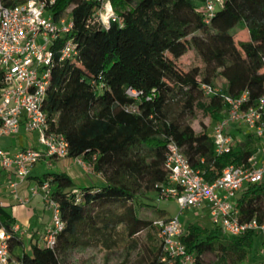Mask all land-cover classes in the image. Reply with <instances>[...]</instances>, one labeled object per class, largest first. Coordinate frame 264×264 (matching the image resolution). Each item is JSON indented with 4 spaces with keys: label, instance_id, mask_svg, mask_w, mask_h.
Segmentation results:
<instances>
[{
    "label": "trees",
    "instance_id": "1",
    "mask_svg": "<svg viewBox=\"0 0 264 264\" xmlns=\"http://www.w3.org/2000/svg\"><path fill=\"white\" fill-rule=\"evenodd\" d=\"M111 1L119 20L109 28L97 20L96 0H58L52 8L55 20L70 13V38L78 53L63 60L60 47L54 49L44 104L49 131L64 136L68 158L83 159L100 182L78 187L66 173L39 178L40 185L50 182L65 225L54 249L34 244L27 252L21 239L13 240L11 251L22 264H64V255L81 245L80 234L86 231L107 250L132 245L137 235L153 232L156 242L145 246L141 264H166L154 223L173 217L157 209L159 218L148 222L136 206L145 197L160 200L168 186L169 144L175 143L208 183L231 165L247 164L258 152L255 138L241 131L231 133V152L215 158L214 128L212 135L197 133L182 115L171 114L173 106H181L183 113L202 109L215 127L225 118L227 106L220 97L206 98L201 85L215 86L218 69L238 64L248 73L243 92L249 94V105L264 98V0H227L209 23L201 12L204 0ZM191 52L203 67L187 71L178 62ZM2 80L0 72V87ZM236 207L241 222L256 218L264 224V184L244 187ZM0 221L12 227L13 219L4 209ZM180 241L196 264L263 261L264 239L258 231L228 239L219 227L195 222L188 224ZM258 249L259 255L254 253Z\"/></svg>",
    "mask_w": 264,
    "mask_h": 264
},
{
    "label": "built area",
    "instance_id": "2",
    "mask_svg": "<svg viewBox=\"0 0 264 264\" xmlns=\"http://www.w3.org/2000/svg\"><path fill=\"white\" fill-rule=\"evenodd\" d=\"M58 0H0V72L3 80L0 87V137L18 134L24 127L27 133H37L43 151L27 149L15 155L8 154L0 145V166L15 175L17 181L11 183L17 197L20 184L30 176L35 165L43 158L68 159L69 144L64 136L49 131V121L44 104L51 84L54 49L60 47L62 59L77 56V47L70 35L74 23L70 13L55 20L52 8ZM99 8L96 14L104 27L117 22L119 17L112 10L111 0H96ZM227 0H204L201 8L207 23L216 15ZM63 40L62 44H59ZM201 91L206 98L220 97L227 106L225 118L214 127L215 158L232 150V130L251 134L264 153V98L258 104L249 105V94L239 96L226 94L222 89L202 84ZM137 98L133 90L127 92ZM75 162L92 174V166L83 159ZM167 169L168 186L162 190L161 199H176L181 213L186 210L209 209L213 225L224 235L244 236L250 231H258L264 239V224L255 218L241 222L236 207L239 193L248 185L264 184V162L256 156L247 164L227 167L222 176L208 183L203 175L194 170L183 151L175 144L168 146ZM49 181L34 188L35 196L42 195L46 209L51 214V225L38 242L39 246L54 249L57 236L64 229L61 209L52 198ZM4 203L0 201V211ZM160 230L163 245L162 262L166 264H196L193 254L180 241L185 225L180 218L154 223ZM23 233L17 226L8 228L0 221V264H22L13 254L10 245L20 239ZM264 264V244L262 247Z\"/></svg>",
    "mask_w": 264,
    "mask_h": 264
},
{
    "label": "rangeland",
    "instance_id": "3",
    "mask_svg": "<svg viewBox=\"0 0 264 264\" xmlns=\"http://www.w3.org/2000/svg\"><path fill=\"white\" fill-rule=\"evenodd\" d=\"M112 5V1H111ZM112 10L116 14V11L112 5ZM117 15V14H116ZM238 28L236 29V31ZM63 40L60 41L59 44H62ZM179 66L185 70H191L192 68L199 66L203 67L200 59L194 52L188 53L184 56L179 62ZM245 76L246 80H248V73L243 68L241 64L218 69L216 72V78L214 80V84L219 89H229L230 91L235 93L243 94V90L245 87ZM181 106H173L172 108V117H177L182 115L187 123H189L197 133H202L206 131L209 134H213V121L211 120L210 116L205 113L202 109H195L193 113L182 112ZM243 132V131H242ZM240 130H233V133H237V135L242 134ZM37 135V134H36ZM237 140L241 139L240 136H237ZM34 144L37 145V149L42 151L43 146L40 144L38 135L36 136V140ZM72 161L69 160H55V159H45L37 164L33 171V175L37 177H42L43 175L53 174L57 172H65L74 175L76 173L78 178H75V182L77 185H83L86 187L87 185H94L92 179L98 180V176L87 177L83 175L82 171L80 170L79 166L73 165V167L68 168L66 167V162ZM52 162L53 164L49 165ZM142 204L136 206V210L140 218L148 221L153 222L157 220L159 216L157 215V209L165 211L168 216L173 218H180V221L184 223L185 227L188 226L194 219L202 216L201 224L205 227L212 228L213 223L211 219L207 216H204L202 210H186L181 213V208L176 199H160L157 197L143 198ZM22 209H25L22 207ZM98 212V211H97ZM167 216V217H168ZM45 222H51L52 218L48 212L44 214ZM151 232H144L136 237H134L135 242L132 245L120 244L115 246L112 250H107L106 247L103 245L101 240L93 239L91 234L83 232L80 234V242L81 245L77 248H74L67 252L64 255V264H141L143 260V252L145 246H152L156 240L155 236L152 234V238L149 237ZM226 238H233L228 235H224ZM156 237L160 240L159 234ZM161 241V240H160ZM88 243V245H85ZM14 252L16 254L21 253L18 249H15ZM31 252V250H30ZM255 254H261L260 250H255ZM210 259V257L208 258ZM212 259V258H211ZM214 260V258L212 259Z\"/></svg>",
    "mask_w": 264,
    "mask_h": 264
},
{
    "label": "crops",
    "instance_id": "4",
    "mask_svg": "<svg viewBox=\"0 0 264 264\" xmlns=\"http://www.w3.org/2000/svg\"><path fill=\"white\" fill-rule=\"evenodd\" d=\"M235 130V129H234ZM233 133V130H232ZM37 133H27L25 128L23 127L21 131L13 136H3L0 137V145L1 147L10 155H15L21 151H25L27 149H37V145L34 144L36 140ZM39 137V136H38ZM258 144V143H257ZM43 151V149H42ZM259 163L264 162V153L261 151V146L258 145V152L256 155ZM45 159H55L49 157H43L39 162ZM55 160H69L68 159H55ZM72 161L66 162V167L71 168L73 165L79 166L74 159ZM38 162V163H39ZM37 163V164H38ZM35 165V167L37 166ZM53 164L52 162L49 165ZM33 168L29 178L22 184L19 185L17 190V197L13 194L11 189V183L17 181V178L12 173L5 171L0 166V201L4 203V210H6L13 219L12 226H17L23 235L20 239L24 243L23 250L25 249L27 252H30L32 245L37 244L41 239L42 235L46 232V230L50 227L51 222H45L44 214L46 212L50 214V212L46 209L44 200L42 195L35 196L33 194V189L41 186L39 184V178L33 175ZM83 175L87 177H92L83 167L79 166ZM57 173H65V172H57ZM52 174V173H51ZM54 174V173H53ZM71 177V179L75 182V178H78L76 173L71 175L69 172L66 173ZM49 175V174H48ZM100 180V177L98 176ZM93 184H97L100 181H96L92 179ZM77 185V183L75 182ZM92 184L87 185L86 187L94 186ZM78 187H84L83 185H77ZM24 207L25 209H22ZM204 216L210 217V212L208 208L202 209ZM202 216L194 219L191 223L198 222L201 224ZM184 224V223H183ZM186 228V227H185Z\"/></svg>",
    "mask_w": 264,
    "mask_h": 264
}]
</instances>
